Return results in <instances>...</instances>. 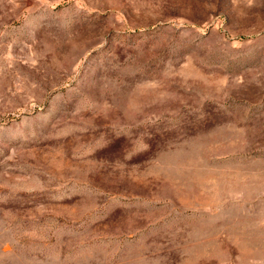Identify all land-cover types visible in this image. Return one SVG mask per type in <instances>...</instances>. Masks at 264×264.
Listing matches in <instances>:
<instances>
[{
  "label": "rangeland",
  "instance_id": "1",
  "mask_svg": "<svg viewBox=\"0 0 264 264\" xmlns=\"http://www.w3.org/2000/svg\"><path fill=\"white\" fill-rule=\"evenodd\" d=\"M0 264H264V0H0Z\"/></svg>",
  "mask_w": 264,
  "mask_h": 264
}]
</instances>
